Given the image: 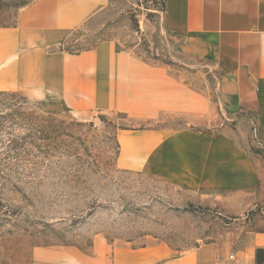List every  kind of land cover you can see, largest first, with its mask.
<instances>
[{
    "label": "crops",
    "instance_id": "obj_1",
    "mask_svg": "<svg viewBox=\"0 0 264 264\" xmlns=\"http://www.w3.org/2000/svg\"><path fill=\"white\" fill-rule=\"evenodd\" d=\"M160 1L178 64L143 58L118 36L78 53L60 50L70 34L102 27L111 0H32L0 27V90L122 120L118 167L187 191L229 229L189 248L95 236L86 249L42 248L32 264H216L229 253L236 264H264V0ZM198 60L217 71L216 109L240 116L234 129L144 126L210 110L181 66Z\"/></svg>",
    "mask_w": 264,
    "mask_h": 264
},
{
    "label": "rangeland",
    "instance_id": "obj_2",
    "mask_svg": "<svg viewBox=\"0 0 264 264\" xmlns=\"http://www.w3.org/2000/svg\"><path fill=\"white\" fill-rule=\"evenodd\" d=\"M31 1L0 0V27L11 26ZM162 12L160 0H111L102 27L74 32L58 49L78 53L118 36L136 45L143 58L178 64L182 57L161 28ZM181 66L192 71L185 81L207 95L210 110L191 121L164 115L144 126L234 129L240 116L216 109L217 71L201 60ZM123 125L102 114L79 116L46 99L0 90V264H32L47 247L86 249L95 236L189 248L229 229L230 221L195 203L187 191L120 169L116 134Z\"/></svg>",
    "mask_w": 264,
    "mask_h": 264
},
{
    "label": "built area",
    "instance_id": "obj_3",
    "mask_svg": "<svg viewBox=\"0 0 264 264\" xmlns=\"http://www.w3.org/2000/svg\"><path fill=\"white\" fill-rule=\"evenodd\" d=\"M216 264H236V257L234 253H229L224 262L219 261Z\"/></svg>",
    "mask_w": 264,
    "mask_h": 264
}]
</instances>
